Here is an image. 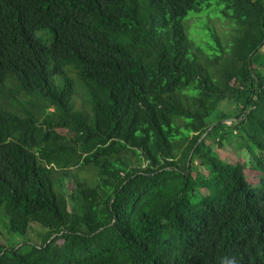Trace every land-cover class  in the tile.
Returning <instances> with one entry per match:
<instances>
[{"label":"trees","instance_id":"obj_1","mask_svg":"<svg viewBox=\"0 0 264 264\" xmlns=\"http://www.w3.org/2000/svg\"><path fill=\"white\" fill-rule=\"evenodd\" d=\"M0 264H264V0H0Z\"/></svg>","mask_w":264,"mask_h":264},{"label":"rangeland","instance_id":"obj_2","mask_svg":"<svg viewBox=\"0 0 264 264\" xmlns=\"http://www.w3.org/2000/svg\"><path fill=\"white\" fill-rule=\"evenodd\" d=\"M212 16H213V13H210V18H211V19L214 18V17H212ZM190 22H192V21H190ZM192 23H193V22H192ZM204 23H206V19H205V18H204V20H201V21L199 22V24H196V25H198V27H199L201 24H204ZM183 24H184V23H183ZM214 27H215L216 30H217V28H218V24H215ZM194 32L196 33L197 31L194 30ZM196 35L200 36L198 32L196 33ZM211 121H214V117L211 119ZM192 131H193L194 133L197 132V128H196V126H192ZM230 148H231V153L233 154V156L236 157V159H237L238 161L241 162L242 158H241V156H240V154H241L240 150H239L234 144H232V143H231V145H230ZM60 175H61L60 173L55 172V173L53 174V178H54V179H60V178H61ZM62 183H63V185H64V190H65V191H69V190H70V185H69L68 183H66L65 181H62Z\"/></svg>","mask_w":264,"mask_h":264}]
</instances>
